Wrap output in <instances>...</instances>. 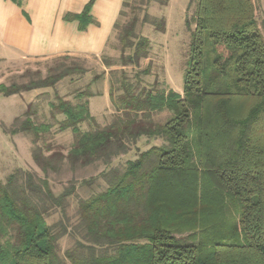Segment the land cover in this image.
I'll return each mask as SVG.
<instances>
[{"label":"trees","instance_id":"trees-1","mask_svg":"<svg viewBox=\"0 0 264 264\" xmlns=\"http://www.w3.org/2000/svg\"><path fill=\"white\" fill-rule=\"evenodd\" d=\"M95 1L65 19L85 31L95 23ZM195 1L183 94L143 86L150 70L140 67L150 41L130 24L119 35L122 68L111 70L120 77L112 124L81 130L94 121L91 94L79 92L77 104H52L65 116L60 131L70 129L75 142L66 155L36 149L35 163L46 175L65 162L72 170L102 169L107 187L81 201L79 236L73 234L76 244L61 256L58 241L68 229L58 232L45 215L59 209L68 219L76 184L57 196L47 179L28 171L0 182V264H264V37L256 5L192 0L190 6ZM155 25L165 32L164 20ZM51 71L30 84H1L0 95L51 88L86 73L62 63ZM161 113H168L164 122L155 120ZM19 129L38 139L51 126L27 119L13 133ZM142 144L153 145L142 151ZM132 147L137 157L114 166Z\"/></svg>","mask_w":264,"mask_h":264},{"label":"rangeland","instance_id":"rangeland-1","mask_svg":"<svg viewBox=\"0 0 264 264\" xmlns=\"http://www.w3.org/2000/svg\"><path fill=\"white\" fill-rule=\"evenodd\" d=\"M192 0H125L122 13L118 20V27L99 57L46 59V60H19L8 62L9 52L0 48V85L30 84L42 80L52 74V68L59 64L78 66L86 71L60 81L51 88H42L34 91H24L9 97L0 95V182L6 183L13 174L32 172L42 179H47L52 191L58 196L66 187L76 184L75 194L67 201L68 219L59 209H51L46 215L48 225H57L59 232L62 227H67V235L58 241V251L61 256L74 247L76 239V226L79 222L78 211L81 201L90 198L105 190L106 182L98 176L102 169H74L65 162L58 173L45 174L35 163L33 154L41 148L45 155L61 152L65 155L75 142V136L70 129L60 131V123L65 116L58 114L52 104L61 100L77 104L79 92L91 94L89 98L94 121L83 123L80 127L83 132L95 131L112 124L117 115L113 105L118 91L114 81L119 79V74H111V70H119L122 45L119 35L124 27L133 24L138 36L150 41L148 58L142 60L141 70L149 69L150 74L145 76L143 86L156 87L161 90H174L183 94L186 63L190 52L191 34L187 20H191L198 1ZM256 14L260 22L264 37V0H254ZM165 21V32H159L155 23ZM195 26L192 27L194 29ZM115 66L109 68L105 63ZM130 76L133 71L127 70ZM106 95V97H105ZM168 113H161L155 117L158 122H164ZM29 119L32 125L49 124L51 129L42 134L38 139L33 131H20L13 133L24 121ZM19 120V122H17ZM30 127V124H28ZM142 141H146L143 139ZM153 144L143 145L140 150L146 151ZM132 150L114 162V166L123 167L126 162L137 157ZM87 180L90 183H84ZM62 220V222H61ZM73 237H71V235ZM76 235V234H75ZM79 236V235H78ZM77 235L75 237H78ZM186 239L187 237H181Z\"/></svg>","mask_w":264,"mask_h":264},{"label":"crops","instance_id":"crops-1","mask_svg":"<svg viewBox=\"0 0 264 264\" xmlns=\"http://www.w3.org/2000/svg\"><path fill=\"white\" fill-rule=\"evenodd\" d=\"M91 0H23L19 7L0 0V48L8 62L99 57L103 54L123 10L125 0H96L90 15L95 23L81 31L78 21ZM106 97V95H105ZM91 116L94 118L91 112Z\"/></svg>","mask_w":264,"mask_h":264}]
</instances>
